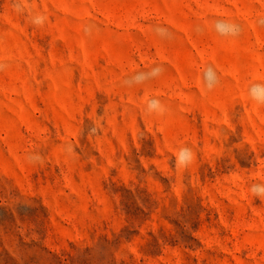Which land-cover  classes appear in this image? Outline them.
I'll use <instances>...</instances> for the list:
<instances>
[{"label": "rangeland", "instance_id": "rangeland-1", "mask_svg": "<svg viewBox=\"0 0 264 264\" xmlns=\"http://www.w3.org/2000/svg\"><path fill=\"white\" fill-rule=\"evenodd\" d=\"M0 264H264V0H0Z\"/></svg>", "mask_w": 264, "mask_h": 264}]
</instances>
